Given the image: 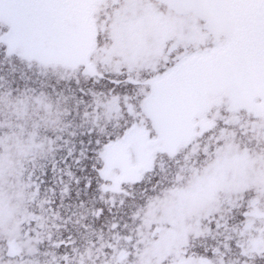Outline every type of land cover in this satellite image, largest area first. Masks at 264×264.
<instances>
[{"label": "snow or ice", "instance_id": "1", "mask_svg": "<svg viewBox=\"0 0 264 264\" xmlns=\"http://www.w3.org/2000/svg\"><path fill=\"white\" fill-rule=\"evenodd\" d=\"M99 7L0 0V102L42 109L24 145L21 196L31 206L0 220V264L39 254L45 230L50 247L70 251L43 264H160L156 235L130 225L143 202L189 177L210 195L172 264H264V0ZM232 167L238 175L222 174ZM221 186L227 194L213 195ZM62 207L80 212L73 220ZM89 217L101 227L86 247L71 232L53 239L69 223L87 234Z\"/></svg>", "mask_w": 264, "mask_h": 264}, {"label": "flooded vegetation", "instance_id": "2", "mask_svg": "<svg viewBox=\"0 0 264 264\" xmlns=\"http://www.w3.org/2000/svg\"><path fill=\"white\" fill-rule=\"evenodd\" d=\"M105 0H101L100 7L94 8L93 11L102 10ZM36 106L29 102L24 106H12L0 102V220L11 219L17 216L18 211L25 207L31 206V201L21 196V186L25 178V169L30 166L31 157L26 156L25 142L28 133L33 130V123L36 120ZM46 127L42 125L37 129V134L41 138L46 133ZM115 175V172L111 173ZM224 176L238 175V169L235 167L225 169L222 173ZM224 187H219L213 195H226ZM209 187L206 183H196L191 177L187 178L184 184L173 192H170L167 198L160 196L152 200L143 202L137 209L135 224L130 227H135L137 233L142 237H151L156 235L157 243H154L151 249V255L156 258L160 264H172L171 256L178 242L182 238L183 233L195 234L197 226L196 215L198 209L202 208L209 198ZM119 199L118 193H113ZM60 203L59 198L56 203ZM68 204V201H65ZM73 212L79 214L80 209L72 207L60 209L61 216H71L73 220L77 217L73 216ZM128 219L127 215L124 217ZM51 217H49V223ZM56 223H61L57 221ZM85 223L90 224V228L85 234V229L79 225L69 223L65 228H52V237L54 240L67 237L69 232L75 237L76 244L80 248L86 247V241L91 236L96 239L99 235L100 222L89 217ZM24 227H28L27 224ZM93 230L96 234L93 235ZM126 231V230H125ZM104 238L107 240L110 233L105 230ZM44 243L40 245V253H29L25 250L19 256L13 257L15 264H31V262L39 260L43 264L46 260H51L52 255L57 257L63 254L66 249L63 245L58 248H52L47 242V230H45ZM4 233L0 231V249L5 245ZM121 243H126L121 241ZM49 253L44 255L43 253ZM97 258V264H99Z\"/></svg>", "mask_w": 264, "mask_h": 264}, {"label": "water", "instance_id": "3", "mask_svg": "<svg viewBox=\"0 0 264 264\" xmlns=\"http://www.w3.org/2000/svg\"><path fill=\"white\" fill-rule=\"evenodd\" d=\"M101 0H99V2H100Z\"/></svg>", "mask_w": 264, "mask_h": 264}]
</instances>
